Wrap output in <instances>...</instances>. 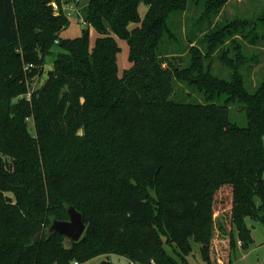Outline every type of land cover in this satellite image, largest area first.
<instances>
[{
	"label": "trees",
	"instance_id": "16d2710c",
	"mask_svg": "<svg viewBox=\"0 0 264 264\" xmlns=\"http://www.w3.org/2000/svg\"><path fill=\"white\" fill-rule=\"evenodd\" d=\"M228 1L89 0L78 14L98 33L91 45L87 29L61 37L64 0H0V264H85L98 255L176 264L168 244L184 259L194 243L211 246L220 192L230 196L226 246L250 247L247 219L264 226V83L246 92L239 66L248 57L236 40L235 57L224 49L243 26L212 24ZM193 5L208 30L190 40L186 59L169 49L179 43L169 21ZM120 40L131 62L122 74ZM54 45L53 69L30 92L26 71L42 74ZM216 53L234 70L230 80L206 63ZM177 82L205 102L175 101ZM224 95L247 105L246 127L217 104ZM71 205L86 223L78 241L48 232Z\"/></svg>",
	"mask_w": 264,
	"mask_h": 264
},
{
	"label": "rangeland",
	"instance_id": "374dc122",
	"mask_svg": "<svg viewBox=\"0 0 264 264\" xmlns=\"http://www.w3.org/2000/svg\"><path fill=\"white\" fill-rule=\"evenodd\" d=\"M64 1H66L64 3L65 9L66 7L74 5L75 10H72L68 16L69 25L62 31L61 37L65 39L79 37L83 34L84 29H87L89 31L91 45L95 44L98 36L97 31L92 26L83 22L82 17L77 12L80 11L82 14V9L87 6L89 0H79L77 3L67 2L69 0ZM147 10L148 6L141 3L139 11L142 17ZM201 14V8L193 5L182 15L175 13L171 16L169 24L173 31H175L177 42H179L168 45L171 52H178L182 57L188 59L190 40L192 38L200 39L208 30L207 21L204 24L201 23ZM235 21L243 26V32H238L229 38L224 45V49L230 52V56L235 57V51L233 50L231 42L236 40L241 45V50L248 57V60L247 63L239 66V74H242L246 92L254 94L264 83V0H229L220 14L212 18L213 25L219 22L233 24ZM119 42L122 50L118 55V66L119 73L122 74L124 69L131 66V62L129 60V47L127 42L125 40H120ZM166 42H168L167 39L165 40ZM194 45L199 46L203 50L205 49L199 42L195 41L192 46ZM180 46L185 48V52L178 50ZM52 50L53 54L45 58L42 74L30 77V71H26V84L30 92L42 87L49 71L53 69L54 60L61 49L58 45H54ZM20 52L22 53V49H20ZM206 63L211 66L213 74L218 78L224 80H230L232 78L234 70L222 61L219 54L216 53L208 58ZM225 97L224 95L222 98H219L217 104H226L228 117L231 122L236 123L240 127H246L248 125L247 105L243 101L227 102ZM173 99L179 102L195 101L202 103L206 100L202 93L190 91L186 84L182 82H177ZM30 125L32 128V122H30ZM84 134L85 131L81 129L79 135L83 136ZM216 197L213 217L215 232L211 246L194 243L192 252L184 259L175 252L172 245L168 244L166 246L168 253L173 257L176 264H208V261L203 256L204 249H209L210 258L215 254L214 259L217 261L213 264H224L222 260L230 255L232 264H264V226L260 222L250 218L247 219V224L252 230L253 243L248 249H243L240 247V243H238L236 249L230 252L226 246L228 235L223 234L224 230L228 232L230 229V196L228 192L225 194L220 192ZM66 245H70L69 240L66 241ZM223 247H226L225 249L227 251H223ZM103 259H110L113 264H132L127 258L118 255H98L85 264L100 263Z\"/></svg>",
	"mask_w": 264,
	"mask_h": 264
},
{
	"label": "water",
	"instance_id": "95a60500",
	"mask_svg": "<svg viewBox=\"0 0 264 264\" xmlns=\"http://www.w3.org/2000/svg\"><path fill=\"white\" fill-rule=\"evenodd\" d=\"M67 211L69 219H53L51 225L48 227V232L50 234L60 233L71 240L78 241L81 239L86 230V223L84 221L83 214L73 205L69 206ZM39 236H41V233L35 239Z\"/></svg>",
	"mask_w": 264,
	"mask_h": 264
},
{
	"label": "built area",
	"instance_id": "2783aa9c",
	"mask_svg": "<svg viewBox=\"0 0 264 264\" xmlns=\"http://www.w3.org/2000/svg\"><path fill=\"white\" fill-rule=\"evenodd\" d=\"M54 6L57 8V5L54 3ZM64 10L66 11V13H67V15L69 16L70 15V13L72 12V10H75V6L74 5H71L70 7H66V9H65V7H64ZM77 12H79V11H77ZM58 42V41H57ZM33 67V64H28L27 66H26V69H30V68H32ZM75 264H79L78 262H75Z\"/></svg>",
	"mask_w": 264,
	"mask_h": 264
},
{
	"label": "crops",
	"instance_id": "0c3cea01",
	"mask_svg": "<svg viewBox=\"0 0 264 264\" xmlns=\"http://www.w3.org/2000/svg\"><path fill=\"white\" fill-rule=\"evenodd\" d=\"M253 236V235H252ZM130 261V260H129ZM131 262V261H130ZM133 264V262H131ZM135 264V263H134Z\"/></svg>",
	"mask_w": 264,
	"mask_h": 264
}]
</instances>
